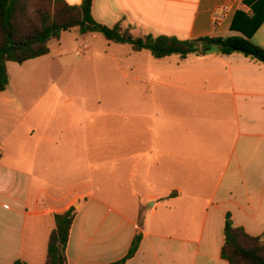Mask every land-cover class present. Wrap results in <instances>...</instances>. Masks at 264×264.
Here are the masks:
<instances>
[{"label": "crops", "instance_id": "obj_1", "mask_svg": "<svg viewBox=\"0 0 264 264\" xmlns=\"http://www.w3.org/2000/svg\"><path fill=\"white\" fill-rule=\"evenodd\" d=\"M224 7L228 13L217 20ZM256 10L264 13V0L92 5L103 25L180 40L244 36L232 25L249 31L246 17ZM251 41L264 48V21ZM9 66V86L0 92V264H46L54 215L71 207L77 216L68 264L118 261L138 233V250L125 264H229L221 255L228 214L250 236L264 233L263 63L215 50L185 59L134 53L124 73L130 100L122 103L130 117L118 119V144L109 152L91 143L106 135L90 133L70 100L63 115L57 107L45 117L42 105L23 99ZM110 152L116 165L107 171L97 163ZM111 216L117 231L102 228Z\"/></svg>", "mask_w": 264, "mask_h": 264}, {"label": "trees", "instance_id": "obj_2", "mask_svg": "<svg viewBox=\"0 0 264 264\" xmlns=\"http://www.w3.org/2000/svg\"><path fill=\"white\" fill-rule=\"evenodd\" d=\"M92 5L93 0H82L80 5L65 0H0V92L9 86L8 62L23 64L46 56L53 40L59 41L64 32L74 29L81 34H100L109 43L128 45L134 53L149 51L155 59L172 55L185 59L190 54L215 50L220 55L239 53L264 64V48L251 41L252 34L264 21V13L257 10L254 16L246 17L249 31L232 25V30L241 31L244 36L180 40L164 35L136 36L121 23L112 27L103 25L94 19ZM76 216L75 207L54 215L55 227L48 241L46 264H68L66 251ZM141 238V233L136 234L127 255L108 264H125L137 252ZM221 255L229 264H264V233L250 236L236 227L228 214ZM14 264L26 262L18 259Z\"/></svg>", "mask_w": 264, "mask_h": 264}, {"label": "rangeland", "instance_id": "obj_3", "mask_svg": "<svg viewBox=\"0 0 264 264\" xmlns=\"http://www.w3.org/2000/svg\"><path fill=\"white\" fill-rule=\"evenodd\" d=\"M132 34L137 36V31ZM96 35L99 38L92 39L90 34H81L77 29L64 32L60 41L50 43L49 56L34 65L10 62L9 70L12 84L24 87L21 97L42 105L45 117L57 107L60 116L63 115L68 100L73 108L80 107L90 133L106 135L98 141L91 138V143L109 152L118 144V119L130 117L125 112L129 111V104L122 103L130 100L131 77L127 65L134 53L128 45L112 44L102 35ZM75 114L78 118L79 113ZM114 154L107 153L97 164L110 171L116 165ZM79 158L71 157V161L76 163ZM106 179L109 180L108 175ZM117 224L118 219L111 216L103 221L102 228L117 231ZM80 226L86 229V223Z\"/></svg>", "mask_w": 264, "mask_h": 264}, {"label": "built area", "instance_id": "obj_4", "mask_svg": "<svg viewBox=\"0 0 264 264\" xmlns=\"http://www.w3.org/2000/svg\"><path fill=\"white\" fill-rule=\"evenodd\" d=\"M228 11H229V8H228V7H224V8L222 9V12H221V13H218V14L216 15L217 20H218V19H221V18H224L225 15L228 13Z\"/></svg>", "mask_w": 264, "mask_h": 264}]
</instances>
